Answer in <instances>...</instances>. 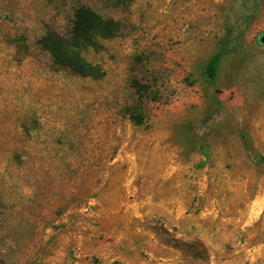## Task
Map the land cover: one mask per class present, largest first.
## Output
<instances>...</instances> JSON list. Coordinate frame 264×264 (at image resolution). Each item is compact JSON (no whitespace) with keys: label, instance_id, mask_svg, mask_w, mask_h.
<instances>
[{"label":"rangeland","instance_id":"obj_1","mask_svg":"<svg viewBox=\"0 0 264 264\" xmlns=\"http://www.w3.org/2000/svg\"><path fill=\"white\" fill-rule=\"evenodd\" d=\"M83 5L100 78L39 44ZM263 36L264 0H0V264H264Z\"/></svg>","mask_w":264,"mask_h":264},{"label":"trees","instance_id":"obj_2","mask_svg":"<svg viewBox=\"0 0 264 264\" xmlns=\"http://www.w3.org/2000/svg\"><path fill=\"white\" fill-rule=\"evenodd\" d=\"M121 29L119 21L106 18L93 8L83 5L75 9L69 34L65 35L49 29L39 39V44L51 54L57 66L81 76L100 78L105 73L103 68L99 64L90 62L84 52L90 48H102L101 40L118 36ZM225 51L221 48L208 60L206 71L209 78L217 77ZM134 87L137 98L134 104L126 108V114L135 124L142 125L148 123L149 119L146 114L147 101H153L157 96L153 95L151 86L146 83L137 80L134 82Z\"/></svg>","mask_w":264,"mask_h":264},{"label":"water","instance_id":"obj_3","mask_svg":"<svg viewBox=\"0 0 264 264\" xmlns=\"http://www.w3.org/2000/svg\"><path fill=\"white\" fill-rule=\"evenodd\" d=\"M262 41L264 42V36L262 37Z\"/></svg>","mask_w":264,"mask_h":264}]
</instances>
